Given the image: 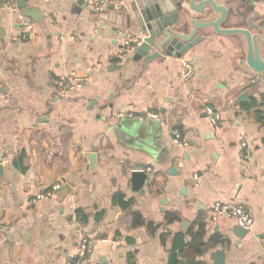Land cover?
I'll list each match as a JSON object with an SVG mask.
<instances>
[{
  "label": "crops",
  "instance_id": "crops-1",
  "mask_svg": "<svg viewBox=\"0 0 264 264\" xmlns=\"http://www.w3.org/2000/svg\"><path fill=\"white\" fill-rule=\"evenodd\" d=\"M16 2L0 9V264H264V83L243 66L242 36L202 30L182 57L141 68L120 57L142 36L131 0L101 13L86 0ZM229 7L224 25L244 26ZM184 60L200 69L189 82ZM72 73L84 88L60 95L53 79ZM140 164L152 171L135 192ZM218 201L250 210L253 229L206 220Z\"/></svg>",
  "mask_w": 264,
  "mask_h": 264
},
{
  "label": "water",
  "instance_id": "water-1",
  "mask_svg": "<svg viewBox=\"0 0 264 264\" xmlns=\"http://www.w3.org/2000/svg\"><path fill=\"white\" fill-rule=\"evenodd\" d=\"M234 5L235 14L244 17L245 25L227 27L225 22L231 15ZM25 8V0H20ZM132 9L137 13L140 23V46L134 52V59L141 62V68L155 60L167 57H182L192 47L203 40L202 30H212L218 34L240 35L245 42L243 66L254 73L264 83V0H131ZM35 15V21L38 17ZM244 93L239 101L246 100ZM91 167L94 168L96 153H90ZM4 165L0 160V178ZM144 165H137L132 172L133 190L144 188L148 174ZM173 168L171 172L173 173ZM239 236L247 231L237 226Z\"/></svg>",
  "mask_w": 264,
  "mask_h": 264
},
{
  "label": "built area",
  "instance_id": "built-area-1",
  "mask_svg": "<svg viewBox=\"0 0 264 264\" xmlns=\"http://www.w3.org/2000/svg\"><path fill=\"white\" fill-rule=\"evenodd\" d=\"M126 0H86L87 7L95 13H101L106 11L108 8H113L117 11H122L124 9ZM9 7L12 10H16L18 4L16 0H0V9ZM29 29H32L33 26L27 24ZM12 40H16L15 36H12ZM141 40H128L121 49L120 57L121 59H126L127 57L134 54L136 49L140 46ZM200 75V69L198 66L194 65L191 61L184 60L181 67V79L183 82H189L192 79ZM88 76H80L76 73H72L70 77H61L53 79L54 83L57 85V90L60 95H68L75 91L81 90L84 88ZM206 112L214 123H218L221 119V114L214 107L208 106ZM122 115V113H120ZM130 117H134L132 114H128ZM148 117L156 118L157 115L154 112H148ZM140 118V117H138ZM143 118V117H141ZM176 135V141H179V131L174 130ZM242 147H243V157L245 159L250 158V149L248 141L245 137H242ZM152 171L151 167H147L145 172L150 173ZM196 178V177H195ZM62 188V185L55 184L50 189L40 191L35 195L36 199H46L53 197L57 192ZM227 217L232 218L237 222V225L246 231H251L254 227V216L250 210L243 206L216 202L212 213L208 221H215L218 217ZM118 244V241L115 242ZM93 249V242L87 238H82L80 241L79 247V256L82 260H88L89 254Z\"/></svg>",
  "mask_w": 264,
  "mask_h": 264
},
{
  "label": "trees",
  "instance_id": "trees-1",
  "mask_svg": "<svg viewBox=\"0 0 264 264\" xmlns=\"http://www.w3.org/2000/svg\"><path fill=\"white\" fill-rule=\"evenodd\" d=\"M122 204H123V206H126V205H127V203L124 202V201L122 202ZM138 218H139V221L141 222V221H142V217H139V216H138Z\"/></svg>",
  "mask_w": 264,
  "mask_h": 264
}]
</instances>
